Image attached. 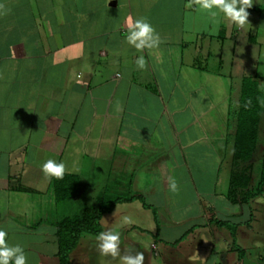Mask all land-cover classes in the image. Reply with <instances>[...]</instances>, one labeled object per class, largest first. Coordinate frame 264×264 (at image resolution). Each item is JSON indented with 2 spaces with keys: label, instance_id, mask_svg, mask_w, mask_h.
Instances as JSON below:
<instances>
[{
  "label": "crops",
  "instance_id": "crops-1",
  "mask_svg": "<svg viewBox=\"0 0 264 264\" xmlns=\"http://www.w3.org/2000/svg\"><path fill=\"white\" fill-rule=\"evenodd\" d=\"M247 11L238 28L195 0H0V229L26 264H59L53 223L68 216V199L50 189L49 159L79 184L90 179L98 199L133 198L101 217V232L121 207L152 213L144 264H264V245L249 238L256 197L232 204L224 186L230 103L246 77L262 88L247 72L264 63V0ZM139 18L159 34L157 48L127 43L129 19ZM126 228L116 230L120 250L136 246ZM120 256L87 254L83 264Z\"/></svg>",
  "mask_w": 264,
  "mask_h": 264
},
{
  "label": "trees",
  "instance_id": "trees-1",
  "mask_svg": "<svg viewBox=\"0 0 264 264\" xmlns=\"http://www.w3.org/2000/svg\"><path fill=\"white\" fill-rule=\"evenodd\" d=\"M264 115V90L246 77L242 80L237 108L229 113L227 128L231 131L232 155L225 196L229 202L248 205L252 199L264 194V139L260 165L254 166L253 156L259 142V123ZM257 177L253 175L257 170ZM79 186L76 175L64 174L63 178L51 177L50 189L57 201L70 199ZM137 199H142L136 196ZM132 197L98 199L94 205L86 206L80 214L56 219L59 264H70L69 254L84 234L96 236L101 232V217L112 211L118 202L131 201ZM226 225L222 222H216Z\"/></svg>",
  "mask_w": 264,
  "mask_h": 264
},
{
  "label": "clouds",
  "instance_id": "clouds-1",
  "mask_svg": "<svg viewBox=\"0 0 264 264\" xmlns=\"http://www.w3.org/2000/svg\"><path fill=\"white\" fill-rule=\"evenodd\" d=\"M195 4L200 11L207 12L211 17L217 18L223 15V18L238 28L248 22V8L252 7L253 0H195ZM127 43L136 50L157 48L160 41L159 34L146 18L136 19L134 22L129 19L128 33L125 37ZM139 68H144L146 64L143 55L135 61ZM42 171L46 176L63 178L65 165L62 162H56L49 159L42 164ZM170 187L176 190V183L171 181ZM125 222L130 223L129 218L125 217ZM7 233L0 229V264H26V256L19 245L9 246L6 242ZM96 239L99 241L98 248L102 255H110L113 258L120 256V233L116 231H102ZM122 264H144V253L138 252L136 255L120 256Z\"/></svg>",
  "mask_w": 264,
  "mask_h": 264
},
{
  "label": "rangeland",
  "instance_id": "rangeland-1",
  "mask_svg": "<svg viewBox=\"0 0 264 264\" xmlns=\"http://www.w3.org/2000/svg\"><path fill=\"white\" fill-rule=\"evenodd\" d=\"M247 75H256L257 79L260 83V86L264 90V63H260L258 65V69L255 72H247ZM235 83V81H234ZM235 96V95H233ZM237 102L235 101V97L233 101L230 103V112L234 111L237 108ZM262 120H264V115L262 117ZM264 139V126H263V131L261 138L257 144V149L254 153L253 156V162L254 166L260 165V162L262 161V151H263V144L262 141ZM259 169L256 170V174H258ZM121 189L127 188L128 184L127 183H121ZM91 180L89 179L88 181L82 180V182L79 184L77 190L74 192L73 196L64 203L65 205H61L65 213L67 215H77L80 214L83 207L94 205L98 201V197L96 193L92 192L91 190ZM226 189V184L224 185ZM250 208H254L256 212L253 215V233H250V240H254L257 244V242L260 245H264V194L261 196H257L253 202L251 203ZM64 206V207H63ZM60 208V207H59ZM132 207L128 208H123L121 207L119 213H115L110 216H104L103 217V223L105 224L107 230H112L116 231L117 229L125 226L127 227V242H133L136 246H129L126 245L123 250H120V255H136L138 252H143L144 254H151V252L148 249V242L149 240L153 241V237H155V231L152 230L151 228V218H152V213H146V218L143 215L139 214H134L135 213V208L132 209ZM128 210V211H127ZM131 210V211H130ZM118 211V210H116ZM150 214V215H149ZM57 216V215H56ZM60 217V215H58ZM147 216L150 217L147 218ZM55 216H50V219H54ZM125 217L129 218L130 221L134 222H139L143 224L145 227H147V232H142V234L139 235H134L137 234L135 231L131 230V227H128V223L125 222ZM117 232V231H116ZM86 238L88 239H83L84 241H79L77 246L74 248V250L69 254V259L71 261V264H83L85 260V256L88 254L92 257L93 262H95V258L101 256V252H99L98 244L99 241L96 239V237H90L86 235ZM147 243V244H146ZM146 244V246H145ZM255 244V245H256ZM256 246L254 253L259 254L260 250L257 249Z\"/></svg>",
  "mask_w": 264,
  "mask_h": 264
}]
</instances>
